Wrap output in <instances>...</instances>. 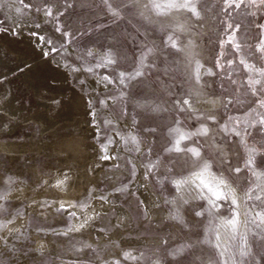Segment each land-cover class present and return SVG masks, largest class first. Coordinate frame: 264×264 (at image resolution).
Returning <instances> with one entry per match:
<instances>
[{
	"label": "rangeland",
	"instance_id": "1",
	"mask_svg": "<svg viewBox=\"0 0 264 264\" xmlns=\"http://www.w3.org/2000/svg\"><path fill=\"white\" fill-rule=\"evenodd\" d=\"M159 1L0 0V35L25 32L86 97L91 137L107 162L97 187L111 205L93 221L105 240L98 234L88 240L63 206L48 217L26 209L30 197L7 194L16 166L0 148V264H264V5L176 0L177 14ZM20 61L9 54L12 68L0 74V89L8 86L20 104L30 103L35 97L24 72L36 61ZM207 99L216 104L204 106ZM27 128L37 132L39 125L13 133L0 127V143L26 138ZM36 160L45 175L57 164L47 154ZM206 166L243 192L245 208L225 186L220 198L207 186L178 190L177 179ZM119 206L129 212L122 227ZM22 215L23 224L5 234ZM236 217L232 228L224 226ZM119 228L131 244L113 235Z\"/></svg>",
	"mask_w": 264,
	"mask_h": 264
},
{
	"label": "bare ground",
	"instance_id": "2",
	"mask_svg": "<svg viewBox=\"0 0 264 264\" xmlns=\"http://www.w3.org/2000/svg\"><path fill=\"white\" fill-rule=\"evenodd\" d=\"M161 2L170 4L172 10L178 14L176 0L159 1V3ZM5 44L8 45L9 50ZM191 46L192 43H189L188 48ZM10 53L17 54L21 61H36L29 67L28 71L24 72L25 80L33 88L35 98L30 103L23 102L20 104L16 100V94L12 88L5 86L0 89L1 130L13 133L23 124L39 125V128H35L37 132L27 128L28 136L26 138H14L0 143V148L9 154L11 162L16 166L14 170L15 178L12 180L11 178L7 179L8 182L13 184L7 194L16 199L30 197L26 209H33L39 212L41 216L48 217L53 211L56 212L58 206H63L67 212H71L75 217L76 226L84 228L88 240L93 234H98L102 240L107 239L108 237L93 225L95 218L100 213L110 210L111 205L105 199L107 196L101 198L97 187L106 173L105 164L107 162L97 154L98 146L96 147L91 137L94 130L87 119L86 97L77 88L70 85L68 75L64 69L55 67L49 60L42 58L41 49L28 38L25 32L22 37L0 35V74L12 68V63H9ZM69 87L70 89H68ZM67 90H70L69 96L62 98ZM207 100L203 102L205 103L204 106L209 107L216 104L210 99ZM191 149L197 152L196 147ZM39 154H47L53 161H57L56 165L50 164L51 174L45 175L44 171L40 169L36 160V156ZM16 160L19 161L16 162ZM25 160L30 161L29 164H23ZM210 170L206 166L203 170L191 173L185 180L177 179L176 186H178V190L184 194L188 192L190 187L191 189H201L207 186L213 196H218L222 192L220 186H225L236 201V205L244 207L245 202L243 203V199L245 195L243 192L239 191L229 181L214 175ZM26 172L33 174V180L25 181L24 173ZM1 175L0 173V178ZM138 179L141 182L146 180L142 173L138 175ZM211 179L218 186H213L210 183ZM39 180L42 181L40 184L37 183ZM149 187V184L145 182L140 188L147 204L151 203L150 197H152ZM92 195L94 202L84 206L83 202L86 197ZM212 195L206 194L210 202L214 199ZM47 199H50L48 204H46ZM210 202L209 204H211ZM151 208L149 206V209ZM117 210L123 218L120 220L121 225L119 223L118 225L122 227V224H128L129 212L123 210L120 206ZM77 214L82 216L80 217ZM261 216L264 219V214ZM237 218L232 221H224V226L232 228V225L237 222ZM116 220L118 221L115 218ZM23 221L24 217L22 215L17 223L6 226L3 230L4 233L7 234L13 231L14 227L23 224ZM221 230H223L222 227ZM119 231L113 233V235L121 237L123 244H131L133 240L124 237L122 234L124 230L119 228ZM145 239L151 240L152 238L146 237ZM40 244L45 249L51 248L50 242H41Z\"/></svg>",
	"mask_w": 264,
	"mask_h": 264
},
{
	"label": "snow or ice",
	"instance_id": "3",
	"mask_svg": "<svg viewBox=\"0 0 264 264\" xmlns=\"http://www.w3.org/2000/svg\"><path fill=\"white\" fill-rule=\"evenodd\" d=\"M251 2L253 4H255L256 3V0H251ZM259 3H260V5H264V0H259ZM259 27L262 29V31H264V24H261ZM41 39H43V37H41ZM262 42H264V41H262ZM229 43H232V42L229 41ZM237 47H238V45H237ZM260 104H261V107H264V100H261L260 101ZM260 124L261 125H264V119H261ZM237 135H239V133H237ZM246 166H248V165L246 164ZM234 171L235 172H239L240 171V168L237 167V168L234 169ZM229 196H230V193H226V194L223 195V198L224 199H228ZM217 198H220L219 194H218V197ZM232 203H235V201L233 200ZM196 214L197 215H200L201 213L197 212Z\"/></svg>",
	"mask_w": 264,
	"mask_h": 264
}]
</instances>
